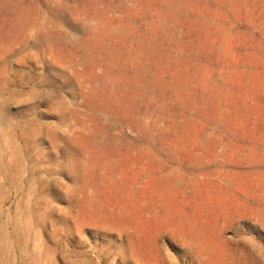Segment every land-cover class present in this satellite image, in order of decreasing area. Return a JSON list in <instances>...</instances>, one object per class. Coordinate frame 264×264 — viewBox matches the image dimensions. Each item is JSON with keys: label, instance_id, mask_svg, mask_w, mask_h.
I'll use <instances>...</instances> for the list:
<instances>
[{"label": "rangeland", "instance_id": "374dc122", "mask_svg": "<svg viewBox=\"0 0 264 264\" xmlns=\"http://www.w3.org/2000/svg\"><path fill=\"white\" fill-rule=\"evenodd\" d=\"M0 264H264V0H0Z\"/></svg>", "mask_w": 264, "mask_h": 264}]
</instances>
